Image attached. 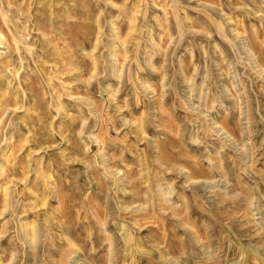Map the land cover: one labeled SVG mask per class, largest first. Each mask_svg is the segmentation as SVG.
<instances>
[{
    "label": "rangeland",
    "instance_id": "374dc122",
    "mask_svg": "<svg viewBox=\"0 0 264 264\" xmlns=\"http://www.w3.org/2000/svg\"><path fill=\"white\" fill-rule=\"evenodd\" d=\"M0 264H264V0H0Z\"/></svg>",
    "mask_w": 264,
    "mask_h": 264
},
{
    "label": "bare ground",
    "instance_id": "6f19581e",
    "mask_svg": "<svg viewBox=\"0 0 264 264\" xmlns=\"http://www.w3.org/2000/svg\"><path fill=\"white\" fill-rule=\"evenodd\" d=\"M251 54V53H250ZM255 56V54H252V57ZM254 63H257V62H254Z\"/></svg>",
    "mask_w": 264,
    "mask_h": 264
}]
</instances>
